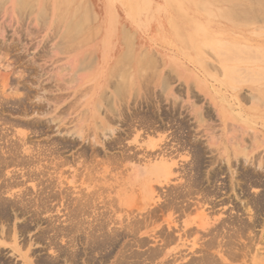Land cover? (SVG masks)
<instances>
[{
	"label": "rangeland",
	"instance_id": "rangeland-1",
	"mask_svg": "<svg viewBox=\"0 0 264 264\" xmlns=\"http://www.w3.org/2000/svg\"><path fill=\"white\" fill-rule=\"evenodd\" d=\"M245 10L251 11L248 13ZM221 12H226L227 16ZM262 12L264 13V0H27V2L26 0H0V123L6 117L9 121L17 123L18 125L13 127L8 125L11 127L9 128L11 130H8V138L16 139L15 133H18V136L24 134L25 138H28L27 146L32 149L33 154L37 151L46 152L45 156H41L43 159L39 164L34 163L32 166H27L28 168L24 167L25 165L14 164L5 169L8 172H14L8 175L11 177L16 175L17 182L14 181L16 185L17 183L20 185L12 186L13 189L9 191L12 195H4L15 203L17 201L18 210L10 211L11 216L7 219L0 218V242H3L0 245V264H39V258L47 264H53L52 260L56 257L60 259L59 264H73L72 255L78 256L76 264H104L103 261L98 262V260L105 252L98 249L95 252L88 246L91 241H94V236H89L88 230L89 222L95 223L94 218H100L106 222L107 235L110 234L111 228L121 234L115 241L113 257L105 264H118L117 258L127 251L145 250L143 253H146L157 247L161 251L163 248L162 252L165 254H161L153 264L165 262L172 264L175 260H177L175 264H183L187 262L181 259L185 256L199 258L202 253L197 251H200L202 243L210 239L208 231L202 232L205 235L201 233L186 235L185 231H176L187 220L186 215L179 210L177 213L174 212L176 210H172L173 215L169 216V212H165L164 208L165 203L172 202L171 200L181 203L191 197L186 191L195 180L196 172L190 169L192 172L188 170L189 173H186L178 166L175 173L179 169L177 173L180 174H174L169 184L154 183L156 188L153 193L154 199L150 201L151 206L147 205L148 201L140 188L131 187L128 176L133 168H142V164L145 163L139 164L136 158H140L145 152L144 147L149 140L157 142L158 146L154 147V150L165 148L167 152L176 155L175 160H179V165H187L191 161L193 148L189 144L181 146L179 143L181 140H188L192 142L190 145L201 147L205 161L204 176L212 168L218 170L223 167L218 180L212 184L207 182L205 185H214L215 187L211 186V190H215L216 187L222 186V183L227 184V188L221 189V197L217 200L213 197L205 203L202 195L196 193L192 195L189 203L193 206L189 217L195 225L189 228H195L198 221L200 223L201 213L206 215L207 212L208 219L216 218L223 212H226L228 216L233 205H240L246 200L245 196L239 195L238 192L241 190L237 189L244 164L242 160L236 163L232 159L231 169H229L226 156L231 158L233 153L231 149H238V147L240 149L241 145L242 148L246 147L245 151L253 160L252 165L246 166L250 172L255 169V163L264 158V62L262 61L264 47L261 46V41L258 42L264 39V22L259 17L262 16ZM254 16L261 21L257 18L254 20L252 18ZM259 48L261 50H258ZM222 56L226 57L222 58ZM234 56L242 59L239 61L233 58ZM4 77L9 81L8 85L2 89L1 81ZM120 77L123 79L121 80ZM140 78L142 80H139ZM25 88L32 90V100L31 96L25 95L28 94ZM120 90L128 91L130 96L124 93L125 96ZM169 90L174 92L170 95L171 97L166 95ZM119 92V95L122 93L121 96H125V101L128 100L129 106H125L127 102H121L124 117L120 118L117 114L107 116L108 110L105 109L111 108L108 106L110 105L113 111V106L117 102L115 93ZM149 93L153 94L148 95ZM257 93L263 96L256 95L257 101H254L251 97H255ZM244 97H246L245 100ZM5 98L6 104V101L3 102ZM21 100L24 101L21 102ZM104 102L105 107H103ZM35 105L41 106L42 112L31 114L33 112L31 110L26 113L27 115L23 112L24 107H36ZM16 108L21 110L17 112L14 110ZM98 109L100 114L97 112ZM139 110V113L143 111L141 114L149 112V120L153 118V123H163L160 127L162 129L147 130L138 124L137 119L131 115ZM221 110L226 112V118L220 115ZM200 112L203 113L200 118L203 117L205 123L201 127L197 125ZM164 113L172 115L173 120L168 123V119L163 117L158 119ZM53 117L55 120L51 122ZM127 117L132 118L125 120ZM33 121L37 124L35 128L29 126ZM103 122L117 131L109 132L108 129L103 132L105 127ZM126 122L132 126L126 125ZM176 123L185 125L175 137L174 133L179 127ZM24 124L27 126L25 127ZM94 136L97 138L100 136L105 144L118 137L119 142L123 143L120 145L118 142V146L116 144L114 149H108V145L103 147L95 144L92 141ZM16 141L20 144L19 140ZM124 150L127 152L122 156ZM31 153L25 154V157L29 158ZM222 154H226L224 160L221 158ZM125 155H132V158L126 159ZM211 161L215 164H211ZM232 172H235L234 185L236 186L237 183L235 191L230 188L233 180ZM258 174L260 177L264 176V172L260 170ZM34 175L36 176L33 178ZM3 183L1 179L0 186H3ZM263 186L262 183L253 186L250 189L251 194L254 196L255 193L256 195L261 193ZM48 193H53L54 198L51 196L49 200H45ZM14 194L15 197H13ZM181 194L184 199L181 198ZM220 195L217 194V196ZM39 196L42 197L39 198ZM199 199L202 206L199 204ZM220 199H224L225 204L213 207L214 203ZM41 201L46 203L42 204ZM86 201L89 202L86 203ZM160 205L163 206L160 207ZM73 207L77 209L78 218H74L76 211ZM83 208L85 210L88 208V212ZM80 210L81 212H78ZM84 211L87 215L82 213ZM151 211L154 212L150 213ZM263 212L264 209L259 214L258 231L251 234V238L242 237L234 244L237 249L242 250L241 247L247 243L252 252L244 253L243 249L235 258L240 259L235 260L227 256L224 248L220 249L217 246L211 250V253L214 251L212 255L215 259L218 258V264H264ZM232 213L236 215L233 210ZM98 214L101 216L99 217ZM137 218L141 225H139L140 232H136L135 235L131 230ZM243 218L247 219L248 215H243ZM167 219L170 222L171 219L174 220L170 224L172 228L175 227L174 230L166 228L168 227ZM25 225L28 229L22 231ZM85 230L89 232V235ZM172 230L176 232L172 233ZM96 232L91 235H96ZM166 233L176 235L177 240L172 243L175 239H171L170 245L165 244ZM14 236L17 238L18 246L15 245ZM88 236L92 238L89 240ZM201 236L204 238L201 239ZM142 239L146 241V245H143L144 248L143 246L139 248L136 244ZM249 242H254L255 245L253 244L252 247ZM28 249L30 255L29 260L26 261L22 255H25ZM150 262V260L145 261L143 264H152Z\"/></svg>",
	"mask_w": 264,
	"mask_h": 264
},
{
	"label": "bare ground",
	"instance_id": "bare-ground-1",
	"mask_svg": "<svg viewBox=\"0 0 264 264\" xmlns=\"http://www.w3.org/2000/svg\"><path fill=\"white\" fill-rule=\"evenodd\" d=\"M24 1V0H23ZM257 1V0H256ZM26 2H27V0H26ZM226 2V1H225ZM230 2V1H229ZM217 3V2H216ZM261 3V2H260ZM250 7V6H249ZM200 8V7H199ZM201 8H203V7H201ZM243 8V7H242ZM206 9V8H205ZM254 9H255V7H254ZM246 10H247V8H246ZM245 10V11H246ZM258 10V9H257ZM207 11V10H206ZM205 11V12H206ZM251 11V10H250ZM250 11H246V12H250ZM252 11H254L253 10V8H252ZM209 12V11H208ZM212 12V11H211ZM210 12V13H211ZM228 12H230V11H228ZM242 12H243V10H242ZM257 12V11H256ZM209 13V14H210ZM219 13V12H218ZM222 14H224L225 13V16H227L226 15V12H221ZM252 13V12H251ZM254 13V12H253ZM263 13V12H262ZM261 13V14H262ZM206 14V13H205ZM229 15V14H228ZM231 15V14H230ZM257 15V14H256ZM258 15H260V14H258ZM214 16V15H213ZM218 16H219V14H218ZM223 16V15H222ZM253 16V15H252ZM215 17V16H214ZM233 17V16H232ZM231 17V18H232ZM243 17V16H242ZM259 17H261V19H262V21L264 22V13L262 14V16H259ZM230 18V17H229ZM246 18V17H245ZM253 19L254 18H257V17H252ZM59 19V18H58ZM247 19V18H246ZM251 19V18H250ZM258 20H259V18H257ZM233 20V19H232ZM255 20V19H254ZM258 20H256V21H258ZM259 21H261V20H259ZM254 23H255V21H254ZM244 24V23H243ZM242 24V25H243ZM259 24V23H258ZM264 24V23H263ZM250 25V24H249ZM244 26H247L246 24H244ZM76 28H77V26H75ZM262 27V26H261ZM264 27V26H263ZM263 29V28H262ZM76 30V29H75ZM261 30V29H260ZM258 33V32H257ZM257 33H255V34H257ZM253 35H254V33H253ZM264 35V34H263ZM71 38V37H70ZM262 42L261 43V46L262 47H264V39L263 40H259L258 42ZM77 45V44H76ZM195 45V44H194ZM236 45V44H235ZM207 47V46H206ZM226 47H228V45H226ZM238 47V46H237ZM244 47V46H243ZM240 48V47H239ZM239 48H237V49H239ZM249 48V47H248ZM241 49V48H240ZM252 49V48H251ZM217 50V49H216ZM246 50V49H245ZM252 50H254V49H252ZM251 50V51H252ZM258 50H261L260 48L258 49ZM257 50V51H258ZM256 51V52H257ZM200 52V51H199ZM244 52V51H243ZM242 52V53H243ZM246 52H247V50H246ZM261 52V51H260ZM259 53V52H258ZM263 53V52H262ZM262 53H260V54H262ZM217 54H218V52H217ZM252 54V53H251ZM216 55V54H215ZM219 55H220V53H219ZM238 55H239V53H238ZM240 55H241V53H240ZM259 54H257V56H258ZM263 55H264V53H263ZM230 56V55H229ZM232 56V55H231ZM248 56V55H247ZM213 57V56H212ZM223 57H226V56H222V58ZM236 57H237V55H236ZM235 56L233 57V58H236ZM243 57V56H242ZM254 57H256V56H254ZM230 59L232 58V57H229ZM228 58V59H229ZM232 58V59H233ZM127 59V58H126ZM227 59V60H228ZM237 60H239V59H242V58H236ZM251 59V58H250ZM253 59H255V58H252L251 60H253ZM144 60V59H143ZM148 60H149V58H148ZM225 60V59H224ZM249 60V59H248ZM256 60H257V58H256ZM151 61V60H150ZM157 61V60H156ZM236 61V60H235ZM240 61V60H239ZM263 62H264V60H262ZM120 62V61H119ZM144 62V61H143ZM230 62V61H229ZM231 62H232V60H231ZM234 62V61H233ZM242 62H244V61H242ZM253 62V61H252ZM261 62V61H260ZM262 62V63H263ZM120 63H122V62H120ZM149 63H153V62H149ZM222 63V62H221ZM226 63V62H225ZM228 63V62H227ZM236 63V62H235ZM254 63V62H253ZM119 64V63H118ZM117 64V65H118ZM155 64V63H154ZM209 64V63H208ZM244 64H245V62H244ZM249 64V63H248ZM251 64V63H250ZM121 65V64H120ZM140 65H143V63L141 64L140 63ZM121 66H125L124 64L123 65H121ZM127 66V65H126ZM150 66V65H149ZM152 66H154V65H152ZM205 66V65H204ZM226 67V66H225ZM118 68V67H117ZM122 68V67H121ZM120 68V69H121ZM150 68V67H149ZM256 68V67H255ZM225 69V68H224ZM228 69V68H227ZM234 69V68H233ZM235 69H236V67H235ZM238 69V68H237ZM259 69V68H258ZM5 70H6V68H5ZM23 70H26V69H23ZM118 70H119V68H118ZM239 70H240V68H239ZM242 70V69H241ZM120 71V70H119ZM231 71V70H230ZM21 72V71H20ZM232 72V71H231ZM237 72V71H236ZM241 72V71H240ZM239 72V73H240ZM246 72H249V71H246ZM245 72V73H246ZM120 73H121V71H120ZM244 74V73H243ZM115 75V74H114ZM132 75V74H131ZM130 75V76H131ZM231 75V74H230ZM260 75V74H259ZM116 76V75H115ZM125 76V75H124ZM138 76V78H139V75H137ZM229 76V75H228ZM250 76V75H249ZM116 77H118V76H116ZM123 77V76H122ZM132 77V76H131ZM149 76H147V78H148ZM217 77V76H216ZM230 77V76H229ZM259 77V76H258ZM262 77H263V75H262ZM119 78V77H118ZM121 78V77H120ZM124 78V77H123ZM123 78H121V80L123 79ZM141 78H143V77H141ZM139 79V80H142V79ZM247 78V77H246ZM125 79V78H124ZM218 79V78H217ZM231 79V78H230ZM235 79V78H234ZM233 80V79H232ZM248 80H249V78H248ZM262 80V79H261ZM8 79L6 78V77H4V79L1 81V87H2V89H4V87H6L7 85H8ZM75 81V80H74ZM167 81V80H166ZM165 81V82H166ZM255 81V80H254ZM121 82V81H120ZM119 82V83H120ZM131 82V81H130ZM134 82V81H133ZM235 82V81H234ZM122 83H124V82H122ZM121 83V84H122ZM129 83V82H128ZM244 83V82H243ZM254 83V82H253ZM256 83H257V81H256ZM259 83V82H258ZM56 84V83H55ZM172 84V83H171ZM235 84H237V83H235ZM132 85V84H131ZM264 85V84H263ZM262 85V86H263ZM122 86H123V84H122ZM168 86H169V84H168ZM34 87V86H33ZM130 87V86H129ZM60 88V87H59ZM73 88V87H72ZM238 88V87H237ZM247 88V87H246ZM252 88V87H251ZM24 89V88H23ZM68 89V88H67ZM116 89V88H115ZM124 89V88H123ZM158 89V88H157ZM235 89V88H234ZM25 92H27L28 94H25V95H29L28 97H32L33 96V93H32V90L31 89H28V88H25ZM49 90V89H48ZM138 90V89H137ZM233 90V89H232ZM256 90H257V88H256ZM17 91V90H16ZM115 91V90H114ZM120 91H122V90H120ZM125 91H127V90H125ZM171 90H169V92L167 91L166 92V95H168V96H170L172 93H174V92H170ZM247 91V90H246ZM258 91L260 92V90L258 89ZM117 92V91H116ZM123 92V94L124 93H126V94H128L127 92H124V90L122 91ZM129 92H131V91H129ZM258 92V93H259ZM263 92V91H262ZM3 93V92H2ZM14 93V92H13ZM45 93V92H44ZM154 93V92H153ZM153 93H149L148 95H151V94H153ZM258 93L257 94H255V97H251V98H253V100L254 101H257L256 100V95H258ZM5 94V93H4ZM3 94V95H4ZM31 94V95H30ZM46 94V93H45ZM120 94V92L117 94V93H115V100L117 101H115L116 102V104L113 106L114 108H113V111H112V106H110V105H108L109 104V102H108V106L109 107H111V108H108V109H105V110H108V112L106 113V115L108 116V115H118V116H120V118L122 117H124L123 115V110H124V108L122 109L121 108V102H127L126 103V105L125 106H127L128 105V100L127 101H125L126 99H125V96H121L122 95V93H121V95H119ZM238 94H239V91H238ZM250 94V93H249ZM252 94V93H251ZM262 94V93H261ZM263 94H264V92H263ZM263 94L262 95H258L259 97L260 96H263ZM157 95V94H156ZM254 95V94H253ZM103 96V95H102ZM108 96V95H107ZM127 96H130L129 94L127 95ZM132 96V95H131ZM141 96V95H140ZM158 96V95H157ZM175 96V95H174ZM27 97V96H26ZM101 97V96H100ZM104 97V96H103ZM138 97V96H137ZM147 97V96H146ZM171 97V96H170ZM10 98V97H9ZM21 98V97H20ZM19 98V99H20ZM47 98V97H46ZM121 98H123V100L121 99ZM148 98V97H147ZM154 98V97H153ZM169 98V97H168ZM174 98V97H173ZM177 98V97H176ZM175 98V99H176ZM245 98L246 97H244L243 99L245 100ZM255 98V99H254ZM258 98V97H257ZM263 98V97H262ZM261 98V99H262ZM16 99H18V98H16ZM33 99V97L31 98V100ZM41 99V98H40ZM104 99H105V97H104ZM119 99H120V101H119ZM135 99V98H134ZM146 99V98H145ZM154 99H156V98H154ZM166 99V98H165ZM260 99V98H259ZM260 99V100H261ZM7 99L5 98L4 100H3V102L4 101H6ZM30 100V99H29ZM74 100V99H73ZM102 100H103V98H102ZM147 100V99H146ZM157 100V99H156ZM235 100H237V99H235ZM22 101H24V100H21V102ZM52 101V100H51ZM104 101V100H103ZM153 101H155V100H153ZM158 101V100H157ZM164 101V100H163ZM18 102V101H17ZM16 102V103H17ZM55 102V101H54ZM98 102V101H97ZM251 102V101H250ZM253 102V101H252ZM7 103V101L5 102V104ZM57 103V102H56ZM75 103V102H74ZM80 103V102H79ZM110 103H112V102H110ZM148 103V102H147ZM164 103V102H163ZM50 104V103H49ZM49 104H47V105H49ZM73 104V103H72ZM81 104V103H80ZM99 104H100V102H99ZM104 104V106L103 107H105L106 105H105V102L103 103ZM113 104V103H112ZM21 105V104H20ZM26 105V104H25ZM31 105H33V104H31ZM124 105V104H123ZM149 105V104H148ZM157 106H158V104H156ZM174 105H175V103H174ZM260 105V104H259ZM263 105V104H262ZM15 106V105H14ZM13 106V107H14ZM23 106V105H22ZM21 106V107H22ZM36 107H24L23 108V112L26 114V113H28L29 111H33L31 114H37V113H40V112H42V111H40V109H42L41 108V106H39V105H35ZM96 106V105H95ZM100 107H101V105H99ZM99 106H97V107H99ZM107 106V107H108ZM129 106V105H128ZM256 106H257V104H256ZM261 106V105H260ZM4 107V106H3ZM55 107V106H54ZM71 107V106H70ZM75 107V106H74ZM262 107V106H261ZM149 108V107H148ZM4 109V108H3ZM131 109V108H130ZM134 109V108H133ZM142 109V108H141ZM174 109V108H173ZM260 109V108H259ZM258 109V110H259ZM14 110H16L17 112L19 111V110H21L20 108L18 109V108H16V109H14ZM45 110V109H44ZM101 110V109H100ZM46 111V110H45ZM62 111V110H61ZM97 111V110H96ZM147 111V110H146ZM145 111V112H146ZM255 111V110H254ZM7 112V111H6ZM98 114H100L99 113V109H98ZM137 113L136 114H134V113H132V117L134 116V118L135 119H137V120H140V121H137L136 120V122H138V124H140L142 127H145V129H147V130H150V129H153L154 131H157V130H159V129H162V128H160V127H162L163 126V123H159V122H157V124H155V123H153L152 122V119L151 120H149L150 118V116L148 115V113L147 114H141V113H139L140 112V110L139 111H136ZM220 112V111H219ZM222 112V113H221ZM221 112H220V115L223 117V118H226V112H224L223 110H221ZM238 112V111H237ZM256 112V111H255ZM20 113H22V112H20ZM29 113V114H30ZM68 113V112H67ZM104 113V112H103ZM157 113V112H156ZM167 113V112H166ZM166 113H164V114H161L159 117H158V119L160 118V117H163V118H165V119H168V123L169 122H171L172 120H173V118H172V115H170V114H166ZM43 114V113H42ZM62 114V113H61ZM105 114V113H104ZM239 114V113H238ZM260 114H261V112H260ZM21 115H23V114H21ZM27 115V114H26ZM45 115V114H44ZM93 115H95L94 113H93ZM164 115V116H163ZM193 115V114H192ZM195 115V114H194ZM198 115H199V117H198ZM197 115V121H198V126H200L201 127V125L202 124H205L204 123V120H203V117L202 118H200V116H203V113H201L200 112V114H198ZM219 115V116H220ZM206 116H208V115H206ZM213 116V115H212ZM264 116V115H263ZM6 117V116H5ZM68 117V116H67ZM105 117V116H104ZM117 117V116H116ZM132 117H127V118H125V120H127V119H129L130 118V120H131V118ZM153 117V116H152ZM4 117H2V119H3ZM117 118H119V117H117ZM139 118V119H138ZM162 118V119H163ZM194 118H195V116H194ZM199 118H200V120H199ZM12 119V118H11ZM61 119V118H60ZM59 119V120H60ZM104 119H106L107 120V118H104ZM156 118H154V120H155ZM171 119V120H170ZM196 119V118H195ZM0 120H1V118H0ZM54 120H55V118L53 117V121H51V122H54ZM57 120V119H56ZM112 120V119H111ZM158 121V120H157ZM163 121V120H162ZM175 121V120H174ZM208 121V120H207ZM105 122H109V121H105ZM128 122V121H127ZM127 122H126V125H128V126H132L131 124L129 125V124H127ZM196 122V121H195ZM223 122H225V120L223 121ZM36 122H30V125L29 126H31V127H34L35 128V126H37V124H35ZM39 123V122H38ZM57 123V122H56ZM78 123V122H77ZM130 123V122H129ZM158 123H159V128L157 127V125H158ZM193 123V122H192ZM191 123V124H192ZM17 123H14V122H12L11 120L9 121V119H7V117H6V119L4 118L3 119V121H2V123H0V180L1 179H3V186L1 185L0 186V218L1 219H7L8 217H10L11 216V214H10V211H12V212H14V211H16V210H18L17 208H16V203H17V201H16V203L15 202H13V201H11V200H9V199H7V197L5 198V196L4 195H6V194H9V195H12V192H9L10 190H11V188H12V186L14 185V187L15 186H17V185H20L19 183H17V185H16V179H17V176L15 177V176H9L8 175V173H10V172H8L7 170H5V169H8V167L10 166H12V165H14V164H16V166H17V164H21V165H25L24 167H27V166H32L34 163H40L41 162V160L43 159V158H41V156H45L46 155V152H36V154H33V151H32V149L29 147V146H27V144H28V141H27V139L25 138V135L24 134H22V135H17L18 133H15L14 134V138H16V139H12V137L10 138H8V136H9V133H8V130H9V128H11V127H13L14 125H16ZM21 124V123H20ZM133 124V123H132ZM178 124V128H176L177 129V131H175V137H176V134H178V131L180 132V131H182V126L183 125H185V124H182V125H180L179 123H176V125ZM226 124V123H225ZM229 124V123H228ZM8 125H10L11 127H8ZM18 125V124H17ZM22 125V124H21ZM21 125H19V126H21ZM52 125V124H51ZM103 125H105V127L103 128V132H106L108 129V131L110 132V131H112V132H114V130L115 129H113L112 127L111 128H109L108 126H106V124L103 122ZM103 125H101V126H103ZM135 125V124H134ZM139 125V126H140ZM8 128H7V127ZM23 126V125H22ZM24 126H25V124H24ZM27 126V125H26ZM25 126V127H26ZM77 126H79V125H77ZM85 126V125H84ZM217 126V125H216ZM16 127V126H15ZM14 127V128H15ZM184 127V126H183ZM215 129V128H214ZM11 130V129H10ZM9 130V131H10ZM75 130V129H74ZM84 130V129H83ZM100 130V131H101ZM41 131V130H40ZM115 131H117V130H115ZM153 131V132H154ZM201 131V130H200ZM203 131V130H202ZM210 131V130H209ZM214 131V130H213ZM15 132V131H14ZM76 132V131H75ZM81 132V131H80ZM84 132V131H83ZM128 132H130V131H128ZM102 133V132H101ZM134 133H135V131H134ZM197 133H198V131H197ZM228 133V132H227ZM11 134V133H10ZM80 134H82V132L80 133ZM79 134V132H78V135H80ZM103 135H104V133H102ZM130 134H132V133H130ZM154 134V133H153ZM105 135H106V133H105ZM110 135H112V134H110ZM155 136V135H154ZM198 136V135H197ZM196 136V137H197ZM92 137V136H91ZM110 137V136H109ZM100 138V136L97 138L96 136H94V138H93V140L92 141H94L95 142V144H100V145H102L103 147H106V145H108L107 146V148L108 149H114L113 147H116V146H118V142L120 141L119 140V137L118 138H116V139H113L112 141H110L108 144L106 143H104V140H102L101 138ZM105 138H107V137H105ZM189 138V137H188ZM26 139V140H25ZM108 139V138H107ZM16 140H19V142H20V144L18 143V141H16ZM191 140V139H190ZM33 141V140H32ZM65 142V141H64ZM209 142V141H208ZM211 142H213V140L211 141ZM43 143V142H42ZM55 143V142H54ZM121 142H119V144H120ZM123 143V142H122ZM121 143V144H122ZM192 143V142H191ZM188 140H186V141H182L181 140V142L179 143V144H181V146H187L188 144H189V146H191L192 148H193V153L191 154L192 155V157L190 158L191 159V161L187 164V165H185L184 164V166L183 165H179V160L177 161V160H175V156L173 155V153H169V152H167L166 150H165V148H161V149H157V150H154V147H157L158 145H157V142H155L154 140H149L147 143H146V146L144 147L145 148V152H143L142 153V156L139 158H136L137 159V161L136 162H138L139 164L140 163H142V162H145L144 164H142V168H133V170H132V172L130 173V175L128 176V183L131 185V187L132 188H140L141 190H142V192H143V194H144V197H145V199H147V201L149 202H146L147 203V205L148 206H151L152 205V202H150L151 200H153L154 198H153V193L155 192L154 191V189L156 188V187H154V183H157V182H160V184H162V183H165V184H169L170 183V181H171V177H173L174 176V174H178L177 172L179 171V169H178V171L175 173V169H176V167L178 168V166H180V169H183V171H186V173H189V172H187L188 170H194L195 172H196V178H195V180L193 181V183H191V185H189L188 187H189V189L186 191V193L190 196L191 195V197H192V195H194L195 193L196 194H199V195H202V200L206 203L207 201H209V199H211V198H213V197H216L215 199L217 200V198H220L221 197V195L220 194H222L221 193V189H225V188H227L226 187V185L227 184H225V183H222V186H218V188L216 187L215 188V190H211V186L212 187H215L214 185H211L210 186V184H208V185H205V183H207V182H209V183H215V181H217L218 179V176H220L221 174H222V172H223V167H221V168H219L218 170L217 169H215V168H212L211 170H208L207 171V175L206 176H204L203 175V167H204V163H205V161H204V154L202 153V151H201V147H199V145L198 146H196V145H190L191 144ZM217 143V142H216ZM229 143H231V142H229ZM228 143V144H229ZM117 144V145H116ZM120 144V145H121ZM116 145V146H115ZM3 146V147H2ZM95 146V145H94ZM235 146V145H234ZM242 146V145H241ZM240 146V149H239V147H238V149L237 148H235L234 150H232L231 149V151L233 152L232 153V155H231V158H229V156L227 155L226 156V154L225 155H223L222 154V157L221 158H223V160H224V158H225V156L226 157H228V159L226 160V163L228 164V168L229 169H231V160L232 159H234L235 160V162L236 163H240L241 162V160H242V162H243V164H244V168H243V170H242V173H240V175H241V179H239V182H238V186H239V188H237L238 190L240 189L241 191H239L238 193H239V195L241 194V196L243 195V196H245V199L246 200H244V202H241L240 203V205H233V207H231V212H230V214H228V216H226V212H223L220 216H218V217H216V218H214L213 216V219L210 217V219L212 220H210V219H208V215H207V212H206V215H204V213H201L200 215H199V220H200V223H199V221H198V224L196 225V229L195 228H189L191 225H195V224H193V222L194 221H192V219L189 217L190 216V213H191V209H192V204L191 203H189L190 201H189V199L191 198H188V199H186V200H184L183 202H181V203H178L177 201H173V200H171L172 202H167V203H165V205H164V208H165V212H169V216H172L173 214L171 213V211L172 210H176V211H174V212H178V210L179 211H181L180 213H182V214H185L186 215V217H187V220L183 223V225H180L181 227H183L182 229H181V227L177 230L176 229V231H185V233H186V235L187 234H194V233H201L202 235H205L204 233H202V232H205V231H208V236H210V239L209 240H206V242H204V243H202V245L200 244V242H199V244L201 245L200 246V251L198 250L197 252L198 253H202V254H200L201 256L198 258L197 256H196V258L194 257V256H191V258H187V256H185V257H183V258H181L183 261H185V260H187V262L186 263H183V264H218L217 263V260H218V258L217 259H215V257L212 255V253L214 252H212L211 253V250L213 249V248H215V247H217L218 246V248H220V249H223L224 248V252H226V254H227V256L229 257V258H231V259H235L236 257H237V254H239L240 252H242V250H243V252L244 253H248V251L249 252H252V251H250L249 250V248L250 247H248V245H247V243H245V245L244 246H242L241 248H242V250L241 249H237L236 247H235V243L236 242H238L237 240H240V239H242V237H246V239L247 238H249L250 236H251V234H254V233H256L258 230H257V227L260 225V216H259V214L260 213H262V210L264 209V186H263V189H262V191H260L261 193H257V195H256V193H255V195L253 196V194H251V192L252 191H250V189L253 187V186H258V185H260V183H262L263 185H264V180H263V177L264 176H261L260 177V175L258 174V171L260 170L261 172H264V158H262V160L260 161V162H256L255 163V165H254V167H255V169L253 170V172L251 171L250 172V170H248V168L246 167L248 164L250 165H252L253 164V160H252V158L251 157H249V154L245 151V148L246 147H241ZM160 147H162V146H160ZM237 147V146H236ZM149 148L151 149V150H149ZM186 148V147H185ZM31 149V150H30ZM128 149V148H127ZM132 149V148H131ZM248 149V148H247ZM246 149V150H247ZM49 150V149H48ZM168 150V149H167ZM212 150V149H211ZM36 151V150H35ZM54 151V150H53ZM52 151V153H54ZM29 152H32L31 153V155L29 156V158H27V157H25V154H28ZM126 152L127 151H123V154H121L122 156L124 155V154H126ZM212 152V151H211ZM223 152V151H222ZM83 153V152H82ZM140 153V152H139ZM259 153V152H258ZM51 154V153H50ZM54 155V154H53ZM60 155V154H59ZM133 155V154H132ZM132 155H125V157H126V159L127 158H132ZM48 156H50V155H48ZM135 156V155H134ZM136 156H137V154H136ZM264 157V156H263ZM36 158V159H35ZM92 158V157H91ZM111 158V157H110ZM124 158V157H123ZM35 159V160H34ZM45 159V158H44ZM95 159V158H94ZM46 160V159H45ZM49 160H51V159H49ZM119 160V159H118ZM132 162L134 161V160H131ZM187 161V160H186ZM185 161V162H186ZM224 162V161H223ZM187 163V162H186ZM263 163V164H262ZM211 164H215V162L214 161H211ZM18 165V166H19ZM37 165V164H36ZM43 165V164H42ZM15 166V167H16ZM219 166V165H218ZM22 167V166H21ZM36 167V166H35ZM249 167V166H248ZM28 168V167H27ZM31 168V167H30ZM46 168V167H45ZM26 169V168H25ZM50 169V168H49ZM228 169V170H229ZM40 170V169H39ZM44 170V169H43ZM190 170V171H191ZM258 170V171H257ZM181 171V170H180ZM193 171V172H194ZM13 172V171H12ZM11 172V173H12ZM34 172V171H33ZM44 172V171H43ZM43 172H42V174H43ZM192 172V171H191ZM14 173V172H13ZM186 173H184V174H186ZM233 173V175H232V178L231 179H233L231 182H232V186L230 187L231 188V190H233V191H235L236 190V187H237V183H236V186L234 185L235 183H234V181H235V179H234V174H235V172H232ZM238 173V174H239ZM180 174V173H179ZM178 174V175H179ZM191 174V173H190ZM11 175V174H10ZM32 175V174H31ZM178 175H176V176H178ZM36 175H34L33 176V178L35 177ZM40 176V175H39ZM42 176V175H41ZM182 176V175H181ZM238 176V175H237ZM22 177H24V176H22ZM43 177V176H42ZM42 177H41V179H42ZM27 178H28V176H27ZM30 178V177H29ZM32 179V178H31ZM36 179V178H35ZM35 179H33V180H35ZM48 179V178H47ZM223 179V178H222ZM16 182H15V181ZM26 180V179H25ZM37 180H38V178H37ZM163 180H165L164 182H163ZM2 182V181H1ZM20 182V181H19ZM216 183H218V182H216ZM40 184V183H39ZM42 184H43V182H42ZM55 184V183H54ZM190 184V183H189ZM194 184V185H193ZM36 187V186H35ZM170 187V186H169ZM187 187V186H186ZM229 187V186H228ZM54 188V187H53ZM53 188H51V189H53ZM167 188V187H166ZM174 188V187H173ZM13 189V188H12ZM44 190H45V188H43ZM170 189V188H169ZM216 189L218 190V191H216ZM254 189V188H253ZM228 190V189H227ZM37 191V190H36ZM169 192V191H168ZM257 192V191H256ZM47 193V192H46ZM67 193V192H66ZM65 193V194H66ZM92 193V192H91ZM181 193V192H180ZM236 193V192H235ZM237 193V194H238ZM44 194H45V192H44ZM162 194V193H161ZM167 194H169V193H167ZM166 194V195H167ZM195 194V195H196ZM217 194H219L220 196H217ZM226 194V193H225ZM224 194V195H225ZM39 195V194H38ZM182 195V194H181ZM186 195V194H185ZM198 195V196H199ZM248 195H252V196H249L248 197ZM47 196V197H46ZM44 198H45V200H49L50 198H51V196L54 198V195H53V193L51 194V193H48V195H46ZM66 196V195H65ZM164 196V195H163ZM13 197H15V194H14V196ZM42 197V196H41ZM40 196H39V198H41ZM155 197V196H154ZM247 197V198H246ZM36 198V197H35ZM48 198V199H47ZM179 198H180V195H179ZM181 198H183V195H182V197ZM16 199V198H15ZM84 199V198H83ZM89 199V198H88ZM99 199V198H98ZM174 199V198H173ZM184 199V198H183ZM192 199V198H191ZM39 200H41V199H39ZM42 200H44V199H42ZM57 200V199H56ZM79 200V199H78ZM168 200V199H167ZM170 200V199H169ZM200 200L201 199H199V204L201 203L200 202ZM85 201V200H84ZM96 201V200H95ZM20 202V201H19ZM19 202H18V204H19ZM81 202V201H80ZM89 201H86V203H88ZM196 202V201H195ZM213 202V201H212ZM222 202V203H221ZM41 203L42 204H44V203H46V201H41ZM76 203V202H75ZM99 203V202H98ZM186 203V204H185ZM210 203V202H209ZM78 204H79V201H78ZM84 203H82V205H83ZM156 204H158V203H156ZM164 204V203H163ZM197 204V206H198V203H196ZM222 204H225V201H224V199H220V201H218L217 203L215 202L214 203V206L213 207H217V205L219 206V205H222ZM231 204H232V202H231ZM80 205H81V203H80ZM88 205V204H87ZM201 205V204H200ZM204 205V204H203ZM79 206V205H78ZM86 206V205H85ZM92 206V205H91ZM91 206H89V208H91ZM163 205H160V207H162ZM202 206V205H201ZM200 206V208H202ZM77 207V206H76ZM81 207V206H80ZM83 207H84V205H83ZM160 207H158V208H160ZM225 207V206H224ZM223 207V208H224ZM20 208V207H19ZM74 208V207H73ZM157 208V210H159ZM197 208H199V207H197ZM226 208V207H225ZM229 208V207H228ZM75 209V208H74ZM74 209L72 210V211H74ZM79 209V208H78ZM84 209V208H83ZM82 209V210H83ZM163 209V208H162ZM214 209V208H213ZM77 209H75V211H76ZM85 210V209H84ZM209 210V209H208ZM232 210L234 211V213L236 214V215H232L233 213H232ZM21 211V210H20ZM35 211V210H34ZM46 211V210H45ZM85 211H87L88 212V208L85 210ZM85 211L84 212H82V213H85ZM160 211V210H159ZM205 211H206V209H205ZM217 211V210H216ZM223 211V210H222ZM235 211H237V212H235ZM17 212V211H16ZM78 212H81V210L80 211H78ZM87 212L85 213L86 215H87ZM90 212V211H89ZM95 212V211H94ZM154 211H151L150 213H153ZM162 212V211H161ZM173 212V213H174ZM198 212V211H197ZM211 212V211H210ZM71 213H73V212H71ZM98 213V212H97ZM96 213V214H97ZM101 213V212H100ZM216 213V212H215ZM218 213V212H217ZM225 213V214H224ZM264 213V212H263ZM75 214V216L76 217H74V218H78L77 217V211L74 213ZM84 214V215H85ZM95 214V215H96ZM102 214V213H101ZM214 214V213H213ZM248 215V218L247 219H244L243 218V215ZM99 215V217L101 216L100 214H98ZM105 215V214H104ZM184 215V216H185ZM192 215V214H191ZM78 216H80V215H78ZM90 216V215H89ZM102 216H103V214H102ZM148 216V215H147ZM216 216V215H215ZM70 217V216H69ZM86 217V216H85ZM96 217V216H95ZM104 217V216H103ZM142 217V216H141ZM149 217V216H148ZM152 217V216H151ZM81 218V217H80ZM97 218H98V216H97ZM145 218V217H144ZM158 218V217H157ZM72 219V218H71ZM93 219V218H92ZM99 219V220H98ZM98 219H95L94 218V222L95 223H93V222H89V232H90V235L88 234L89 232H87L86 230V232H87V234L89 235V236H94V238H93V240L94 241H91V244H89L88 246L90 247V249H93V251H95V250H101L102 252H105V253H103V254H101V257H100V259L98 260V262L99 261H103V263L105 264V262L107 263L108 261L107 260H109L111 257H113V253H114V245H115V241L117 240V238H119V236L121 235L120 233H118L115 229H112L111 228V232H110V234L109 235H107L106 233H105V231H107V230H105L106 228H105V226H106V222L105 221H103L102 219H100V218H98ZM152 219V218H151ZM11 219L9 218V221H10ZM28 220V219H27ZM75 220V219H74ZM79 220V219H78ZM83 220V219H82ZM87 220V219H86ZM100 220H102V221H100ZM32 221V220H31ZM71 221V220H70ZM69 221V222H70ZM29 222V221H28ZM78 222V221H77ZM76 222V223H77ZM80 222H82V221H80ZM87 222V221H86ZM99 222V223H98ZM147 222V221H146ZM151 222V221H150ZM171 222H174V220L172 221V219H171ZM171 222H170V220H168L167 219V226L168 227H166V228H168V229H173L174 230V228H172V225H170L171 224ZM178 222V221H177ZM176 222V223H177ZM197 222V221H196ZM218 224H217V223ZM71 223V222H70ZM74 223V222H73ZM84 223H85V220H84ZM88 223V222H87ZM134 226L132 227V229L133 230H131L132 232H133V234H137L136 232H140L139 230H140V227H139V225H141V222L139 221V219L137 218L134 222ZM154 223V222H153ZM34 224V223H33ZM79 224V223H78ZM83 224V223H82ZM81 224V225H82ZM131 225V224H130ZM130 225H129V227H130ZM143 226H144V224H142ZM174 225H176V224H174ZM178 225V224H177ZM33 226V225H32ZM76 226H77V224H76ZM85 226V225H84ZM132 226V225H131ZM83 227V226H82ZM107 227H108V224H107ZM55 228V227H54ZM54 228H53V230H54ZM72 228L74 229V227L72 226ZM88 228V227H87ZM187 228H189L188 230H186ZM28 228H27V226L25 225L24 226V228L22 229V231H25V230H27ZM71 229V228H70ZM73 229H71V230H73ZM108 229V228H107ZM110 229V228H109ZM108 229V230H109ZM98 230H99V233L97 234V232H98ZM173 230H172V233H175L176 231H174L173 232ZM57 231V230H56ZM67 231H68V229H67ZM84 231V232H85ZM97 231V232H96ZM170 231V230H169ZM263 231V230H262ZM54 232V231H53ZM69 232H71V231H69ZM75 232V231H74ZM76 232H77V229H76ZM93 232H96L95 234L97 235H91V233H93ZM166 232H167V229H166ZM51 233V232H50ZM62 233V232H61ZM72 233H73V231H72ZM79 233V232H78ZM128 233V232H127ZM10 234V233H9ZM71 234V233H70ZM84 234H86V233H84ZM106 234V235H105ZM58 235V234H57ZM60 235V234H59ZM164 235V234H163ZM82 236V235H81ZM86 236V235H85ZM88 236V239L89 238H92V237H89ZM194 236V235H193ZM248 236V237H247ZM83 237V236H82ZM165 237H166V239H164L166 242H165V244L167 243V245H168V243H169V245H170V243H171V239L172 240H174L175 239V237L177 238V236L176 235H172L171 233H166V235H165ZM181 237V236H180ZM184 237V236H183ZM182 237V238H183ZM85 238V237H84ZM87 238V237H86ZM157 238V237H156ZM181 238V239H182ZM196 238H198L197 236H196ZM201 239L202 238H204V237H200ZM251 238V237H250ZM40 239V238H39ZM160 239V238H159ZM253 239V238H252ZM14 240H15V245H17L18 246V242H17V238H16V236H14ZM90 240V239H89ZM92 240V239H91ZM177 239H175L174 241H172V243H174L175 241H176ZM245 240V239H244ZM254 240V239H253ZM76 241V240H75ZM246 241V240H245ZM89 242V241H88ZM136 242V241H135ZM146 241L145 240H139V241H137V244L136 245H138L139 246V248H141L140 246H143V245H146V243H145ZM161 242V241H160ZM251 242V241H250ZM249 242V243H250ZM3 242H0V245L2 244ZM154 243V242H153ZM197 244H198V242H196ZM24 244V243H23ZM73 244V243H72ZM71 244V245H72ZM86 244H87V241H86ZM161 244H162V242H161ZM164 244V243H163ZM242 244V243H241ZM251 244V246L253 247V244H254V242H252V243H250ZM51 245V244H50ZM160 245V244H159ZM158 245V246H159ZM255 245V244H254ZM17 246H14V247H17ZM160 246H162V245H160ZM237 246H238V244H237ZM22 247V246H21ZM52 247V246H51ZM58 247V246H57ZM25 248V247H24ZM23 248V249H24ZM131 249H132V247H130ZM143 248H144V246H143ZM149 248V247H148ZM161 248V247H160ZM199 248V247H198ZM125 249V248H124ZM157 249H159L158 247L156 248V249H151V250H148L149 252H146V253H143L144 251H142V252H135L134 250L132 251H130V252H124V253H122L121 254V256H119L117 259H118V264H143V262H145V261H151L152 262V264H153V262L155 261V259H158L160 256H161V254H165V253H163L162 251H163V248H161L162 249V251L159 249V250H157ZM235 251H234V250ZM97 250V251H98ZM28 252H29V249L27 250V252L25 253V255L23 254L22 255V257L26 260V261H28L29 260V255L30 254H28ZM76 252V251H75ZM79 252V251H78ZM96 252V251H95ZM95 252H94V254H95ZM101 252V253H102ZM194 252V251H193ZM82 253V252H81ZM80 253V254H81ZM91 253H93V252H91ZM98 254H99V252H97ZM198 253H196V254H198ZM257 253H258V250H257ZM73 254H75L74 252H73ZM88 254V253H87ZM177 254V253H176ZM223 254H225V253H223ZM67 255H69V253H67ZM240 255V254H239ZM243 255V254H242ZM258 255H260V254H258ZM70 256V255H69ZM90 256H92V255H90ZM90 256H89V258H90ZM199 256V255H198ZM225 256V255H224ZM247 256V255H246ZM72 257H73V264H76L77 263V258H78V256H76V255H72ZM182 257V256H181ZM243 257V256H242ZM69 259H70V257H68ZM245 258V257H244ZM93 259H95V257L93 258ZM97 259V258H96ZM117 259H116V261H117ZM176 259H178V258H176ZM240 259V258H239ZM239 259H235V260H239ZM68 260V259H67ZM70 260H72V259H70ZM79 260V259H78ZM172 260V262H173V259H171ZM38 261H39V264H47V262L46 261H44L43 259H38ZM59 261H60V259L59 258H55V259H53L52 260V263L53 264H59ZM220 261V260H219ZM32 262V261H31ZM30 262V263H31ZM92 262V261H91ZM96 262V261H95ZM109 262H111V260L109 261ZM150 262V263H151ZM177 262V260H175L172 264H175ZM29 263V262H28ZM51 263V262H50ZM79 263V262H78ZM94 263V262H93ZM222 263V262H221ZM94 264H96V263H94ZM164 264H166V262L164 263ZM168 264V263H167Z\"/></svg>",
	"mask_w": 264,
	"mask_h": 264
}]
</instances>
